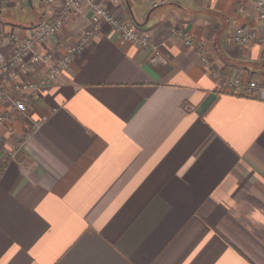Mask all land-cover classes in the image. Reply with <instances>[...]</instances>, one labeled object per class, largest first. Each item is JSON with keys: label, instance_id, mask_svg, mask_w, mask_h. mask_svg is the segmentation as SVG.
Masks as SVG:
<instances>
[{"label": "crops", "instance_id": "0c3cea01", "mask_svg": "<svg viewBox=\"0 0 264 264\" xmlns=\"http://www.w3.org/2000/svg\"><path fill=\"white\" fill-rule=\"evenodd\" d=\"M94 1L167 62L103 21L0 127V264H264V43L231 40L236 26L264 33L257 0ZM53 12L0 0V31L27 34ZM89 14L84 2L39 49L59 55ZM236 77L259 88L235 91Z\"/></svg>", "mask_w": 264, "mask_h": 264}, {"label": "built area", "instance_id": "2783aa9c", "mask_svg": "<svg viewBox=\"0 0 264 264\" xmlns=\"http://www.w3.org/2000/svg\"><path fill=\"white\" fill-rule=\"evenodd\" d=\"M53 4L54 12L50 17L37 22L27 34H19L15 31L3 33L0 31V40H6L11 46L9 53L0 50V79L5 77L10 81V87L6 88L0 82V100L9 101V108L0 112V127L5 124L13 114L23 109L26 97L40 91L49 84L59 80L63 72L68 69L77 55L90 44L101 22H108L130 41L138 42L144 46H152L148 57L152 63L167 62V57L161 50L152 44L149 32L138 33L133 26L126 22H119L114 14L104 5L94 0H47ZM113 2L119 0H111ZM165 2L167 0H159ZM84 2H88L90 8L89 22L91 26L85 29L77 40L68 44L57 56L52 51L39 49L40 45L46 42L52 35L58 32L67 22L73 11H78ZM258 18L264 20V0H257L256 3ZM175 34L185 44H196L201 47L202 58L207 62L204 48V41L195 40L184 30L177 29ZM231 40L239 45H248L252 42L264 43V33L255 30H248L236 26L231 35ZM35 64L45 65L44 72L33 76L31 73ZM31 74V75H30ZM218 74V70H215ZM228 84L235 90L245 89L247 92H255L259 87L257 81L249 80L244 82L240 77L228 81ZM46 115L30 122V129L37 128Z\"/></svg>", "mask_w": 264, "mask_h": 264}]
</instances>
